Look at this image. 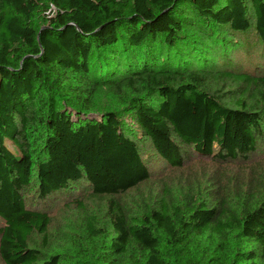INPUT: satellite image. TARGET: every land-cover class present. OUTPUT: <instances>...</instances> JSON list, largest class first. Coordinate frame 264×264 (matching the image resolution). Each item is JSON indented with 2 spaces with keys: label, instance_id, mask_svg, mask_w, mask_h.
I'll use <instances>...</instances> for the list:
<instances>
[{
  "label": "trees",
  "instance_id": "trees-1",
  "mask_svg": "<svg viewBox=\"0 0 264 264\" xmlns=\"http://www.w3.org/2000/svg\"><path fill=\"white\" fill-rule=\"evenodd\" d=\"M251 31L264 56V0H0L1 262L264 264V175L232 181L235 198L165 186L124 204L156 160L247 164L264 147V75L215 52ZM104 91L117 110L98 112ZM82 181L109 226L76 201L81 237L43 256L31 243L52 218L28 196Z\"/></svg>",
  "mask_w": 264,
  "mask_h": 264
},
{
  "label": "rangeland",
  "instance_id": "rangeland-1",
  "mask_svg": "<svg viewBox=\"0 0 264 264\" xmlns=\"http://www.w3.org/2000/svg\"><path fill=\"white\" fill-rule=\"evenodd\" d=\"M52 12H54L53 9H51ZM230 41V44H235L234 47L225 49L226 44H223V47H216L215 52H219L218 57L229 60L228 64L233 70L263 76L264 56L262 55L261 42L255 32L238 34ZM222 65H225L224 61L221 63ZM98 110L100 113L117 110L105 91L102 92ZM127 123H130V121ZM141 147L146 160L155 158L154 151L149 144L142 143ZM186 158L187 162L182 168L178 169L164 166L156 160L151 165V180L124 197L127 211L134 214L137 212L136 209L144 202L152 203L158 200L163 195L165 186L170 189L183 188L191 194L206 195L209 192L211 194L220 192L235 198L238 190L235 185H232V181H241V176H245V181L252 175L253 171L257 172L261 178L264 175V147L260 148L256 156L247 164H220L194 155L192 150H187ZM246 184L248 185V181H245L242 185L246 186ZM219 187H222V189L218 190ZM76 201L84 202L97 217L100 225L106 228L109 226V221L105 215L104 201L94 198L91 195L89 185L84 181L72 185L66 191L55 193L43 201H39L36 193L32 191L27 198L28 207L47 212L52 218V224L47 241L37 236L31 243V247L38 249L43 256L50 254L64 255L71 252L70 243L67 241L71 238H80L84 227V220L77 212L74 204ZM3 226L4 223L0 220V228ZM0 264H3L1 260Z\"/></svg>",
  "mask_w": 264,
  "mask_h": 264
}]
</instances>
